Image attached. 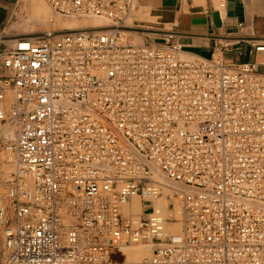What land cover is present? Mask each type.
<instances>
[{
  "label": "built area",
  "instance_id": "obj_1",
  "mask_svg": "<svg viewBox=\"0 0 264 264\" xmlns=\"http://www.w3.org/2000/svg\"><path fill=\"white\" fill-rule=\"evenodd\" d=\"M46 1L112 26L0 51V100L14 95L0 105V177L10 146L17 164L0 264H264V73L186 55L172 30L127 27L152 36L130 42L140 0ZM136 195L167 197L169 212H129ZM138 242L151 256L120 261Z\"/></svg>",
  "mask_w": 264,
  "mask_h": 264
},
{
  "label": "crops",
  "instance_id": "obj_2",
  "mask_svg": "<svg viewBox=\"0 0 264 264\" xmlns=\"http://www.w3.org/2000/svg\"><path fill=\"white\" fill-rule=\"evenodd\" d=\"M23 1L0 0V51L12 46L18 38L37 32L25 26L27 23L35 26L38 17L23 21L22 15L26 13ZM143 3L151 17L145 23L151 28L174 31L171 42L179 44L184 53L221 55L226 63L253 62L264 73V50L255 48L256 44L264 43V0H144ZM150 37L145 35L144 40ZM6 96L11 100L13 93L10 91ZM6 102L0 100V104Z\"/></svg>",
  "mask_w": 264,
  "mask_h": 264
},
{
  "label": "bare ground",
  "instance_id": "obj_3",
  "mask_svg": "<svg viewBox=\"0 0 264 264\" xmlns=\"http://www.w3.org/2000/svg\"><path fill=\"white\" fill-rule=\"evenodd\" d=\"M139 3H140V1L138 2V4ZM48 4L49 3L46 0H45V2H44V0H24L23 4H22V8H23V10H25L27 12V14L29 16L27 22L31 21L32 18L34 17V15H36L39 19L41 18L42 21L43 20L44 21L49 20L51 18V16H50L51 15L50 14V7L53 9V11L55 12L56 15L60 14V13L56 12L55 9L50 4H49L50 6ZM138 4L134 7V9L132 11V13L135 11L134 12L135 16H133V14H131L126 19L125 26L122 27V29H124L123 33H132L133 32L132 30H127V27H136V26L151 27V25L146 24L145 23L146 20H144L145 15L148 16V17L150 16L149 11H147V9H146L147 7L141 6V7H144V9H146L145 11H142V10L139 9ZM61 15H63V14H61ZM66 16L67 17L71 16L73 18L68 19V18H66ZM77 16H79V17H77ZM37 17H35V18H37ZM60 17H62V16H60ZM64 17H65L66 20L62 19V21H64V23L67 24L66 25L67 30L47 31V32H39V33H37L38 32L37 31L36 34L30 35V33H29V35L26 36V37H36L38 35H44L46 33H47V35L57 36V35H60L62 33H65L67 31H71V30H80V31H83L85 33L106 31V30H108L109 26H112L108 22V20H106L104 18H101V17H98L96 15L76 14V15H65ZM152 18H154V16ZM24 22H26V21H24ZM23 37H25V36H23ZM129 41L132 42V43H137L136 41L134 42V40L132 41L131 39ZM140 43H142V42H140ZM187 53L188 52H186L184 54L189 55ZM8 91H7V93L9 94L10 91L9 92ZM7 98H8V96H7ZM6 101H7L6 104H8V101H10V100L8 99ZM9 136L12 137V139H13L14 134L12 135V130H11V133H10ZM13 157L16 158V152L10 146V150L8 151V159L9 158L12 159ZM13 160H14V169L13 170H16L17 169V164L15 162V159H13ZM4 169H6V168H4ZM10 170H11V168H10ZM165 190L168 193L171 192L170 191L171 188L169 186H167L165 188ZM3 201H4V192L3 193L0 192V204H2ZM146 203H148V205H146ZM176 204H177V209L172 210L171 212L174 215H176V216H181L182 217V214L180 213V209H178L179 208V204L178 203H176ZM168 205H169V199L167 197H150L149 201L145 202V201L142 200L141 196L136 195V196H133L131 198V201L129 203L128 211L129 212L130 211H134L135 213H141L146 208H148L149 206H153V207L160 208L165 213H168L169 212V209H168L169 206ZM182 227H183V225H182L181 221L170 222L169 225H168V228L171 229V230H181ZM138 243H139L138 245H140V246H137V243H132V244H135L136 246L132 245V244L124 245L122 247L123 256H120L119 260L120 261H137V260L144 259L146 257H150L152 252H153V248H154L153 244L151 242H138ZM142 243L143 244H147V245L148 244L151 245L152 249L150 247H148V246L144 247L145 245H141Z\"/></svg>",
  "mask_w": 264,
  "mask_h": 264
},
{
  "label": "rangeland",
  "instance_id": "obj_4",
  "mask_svg": "<svg viewBox=\"0 0 264 264\" xmlns=\"http://www.w3.org/2000/svg\"><path fill=\"white\" fill-rule=\"evenodd\" d=\"M44 2H45V0H44ZM144 0H140V3L138 4V7H139V9L140 10H142V11H145L146 9H144ZM49 5V4H48ZM50 6V5H49ZM141 6H144V7H141ZM148 11V10H147ZM26 12V11H25ZM135 12V11H134ZM134 12L132 13L133 14V16H135L134 15ZM50 16H51V18L49 19V20H47V21H42V19L40 18H38L37 19V21H36V23H35V26H30L28 23H27V25L25 24V26H26V28L28 29V30H35V31H39V32H47V31H62V30H67V28H66V25L67 24H65L64 23V21H62V19L63 20H66L65 19V15H61V14H55V12L53 11V9L50 7ZM60 16H62V17H60ZM35 17H37L36 15H34V17L33 18H35ZM56 17V18H55ZM59 17V18H58ZM77 17H79V16H77ZM22 18H23V21H26L27 22V20H28V18H29V16H28V14H27V12L26 13H23V15H22ZM32 18V19H33ZM66 18H68V19H71V18H73V17H71V16H66ZM151 17L149 16H146L145 15V18H144V20H147V19H150ZM61 21V22H60ZM62 23V24H61ZM64 24V25H63ZM63 29H62V28ZM137 27V26H136ZM57 28V29H56ZM59 28V29H58ZM127 35L126 36V38L128 39V40H134V42L136 41L137 43H140V42H143L144 41V36H145V33H142V32H137V31H133L132 33H124V35ZM135 38V39H134ZM140 39V40H139ZM12 135H13V132H12ZM2 159H3V163L1 164V168H2V170H1V177H0V192H5V189H6V187H7V184H8V179L10 178V173L13 171V169H14V160L13 159H15L14 157L12 158V159H8V153L7 154H2ZM9 165V166H8ZM4 168H6V169H4ZM9 168V169H8ZM10 168H11V170H10ZM4 174V175H3ZM146 205H148V203H146ZM139 243H137V246H140V245H138ZM132 245H135V244H132ZM141 245H145L144 247H146V246H148V247H150L151 249H152V246L151 245H147V244H141ZM131 246V245H130ZM136 246V245H135ZM142 247V246H141Z\"/></svg>",
  "mask_w": 264,
  "mask_h": 264
}]
</instances>
